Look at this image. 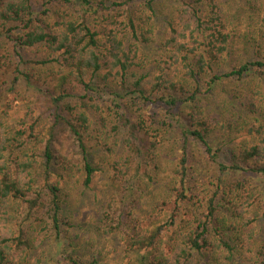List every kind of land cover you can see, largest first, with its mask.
Wrapping results in <instances>:
<instances>
[{
  "label": "trees",
  "instance_id": "trees-1",
  "mask_svg": "<svg viewBox=\"0 0 264 264\" xmlns=\"http://www.w3.org/2000/svg\"><path fill=\"white\" fill-rule=\"evenodd\" d=\"M155 1L0 0V101L4 94L23 84L38 89L49 112L48 119L26 116L15 126L5 124L9 104L0 106V264H5L13 252L24 254L16 264H28L30 239L42 233L38 227L43 232L48 229L54 242L64 237L67 222L63 212L68 198L65 183L74 171L63 165L64 159L57 158L53 149L59 131L72 137L78 148L83 170L79 181L84 189L97 173L109 176L114 205H103L100 223L108 233L117 231L118 225L123 227L127 264H169L158 254L157 246L163 229L176 223L184 204L197 198L190 176L194 149L220 173L230 174L232 180L226 192L220 193L218 185L211 196L204 197L200 208L203 212L183 234V246L173 263L194 260L197 264H227L217 258L222 252H233L230 236L222 226L219 202L226 200L229 207L236 204L237 209L243 206L245 194H251L250 206H255L257 196L246 190L249 176L264 179V135L254 145L215 148L207 137L210 130L206 118L201 117L203 105L199 103L205 92L223 79L240 81L253 70L264 73V58L232 62L215 0H205L209 6L207 18L200 14L203 0H179L177 23L175 15L163 18L169 29L166 44L171 45L168 51L172 53L168 72L160 68L159 74L150 79L148 75L137 76L133 70L144 37L143 26H153L152 19L160 11ZM39 47L48 51L47 58L29 55ZM178 62L180 67L171 69ZM49 64L58 66L51 76L55 84L35 85L34 68ZM105 99L119 109L114 131L120 127L125 130L123 158H91L88 129L95 118L91 113ZM183 108L189 110L188 116L181 111ZM168 127L180 134L178 186L172 201L161 203L166 220L151 222L148 234L136 235L135 223L127 211L139 181L151 179V164L147 162L162 139L160 134ZM12 203L15 208H11ZM9 209L16 212L14 222ZM42 236L39 245L44 242ZM261 249L259 264H264V246ZM59 258L62 264H85L72 252L62 251ZM41 263L37 258L32 264Z\"/></svg>",
  "mask_w": 264,
  "mask_h": 264
},
{
  "label": "rangeland",
  "instance_id": "rangeland-1",
  "mask_svg": "<svg viewBox=\"0 0 264 264\" xmlns=\"http://www.w3.org/2000/svg\"><path fill=\"white\" fill-rule=\"evenodd\" d=\"M155 3L160 10L156 9L158 19L156 17L152 19L153 26H143V39L139 33L140 53L139 56L138 53L136 54L137 65L133 70L137 76L148 75L149 79L159 74L160 68L168 72V58L172 53L168 51L171 45L166 44L169 29L163 18L175 15L177 23L178 13L181 11L179 0H156ZM215 3L222 19L221 30L223 29L227 34V43L232 50L229 57L231 61L238 62L240 59L252 57L264 58V0H215ZM200 7L202 8L200 14L203 18H207L209 6L206 5L205 0ZM72 12L78 14L77 11L72 10ZM190 26L191 28L194 26L193 21L190 22ZM148 27L151 30H147ZM132 38L131 42L134 43L135 40ZM147 38L149 39L144 40ZM126 44L130 42L127 41ZM47 53L44 47L29 51L30 56L42 58H47ZM179 67V62L171 65V69ZM57 70L58 66L55 64H49L41 69L34 68L36 80L34 84L53 86L55 81L51 76ZM0 102V106L9 104L5 124L16 126L21 118L31 115L41 116L43 120L48 119L49 116L47 103L34 87L19 84L15 91L4 94ZM120 102L123 105L125 100ZM199 104L203 105L201 117L206 118L210 130L207 137L215 148L228 150L233 146L239 148L244 145H254L264 135V73L253 70L240 81L223 79L209 92H205ZM118 110L114 104L105 99L96 111H92L91 114L95 118L88 129L90 136L88 144L93 148L91 158L107 156L116 159L125 156L123 145L125 130L120 127L117 132L114 131V126L118 124ZM181 111L188 116L187 108ZM150 112L147 109L146 113ZM162 133L160 134L162 139H159L157 148L152 150L147 162L148 165L151 164L149 169L151 179L144 178L139 181L140 184L127 211L129 218L135 223L136 235L148 234L152 230L151 222L163 223L166 220L167 214L161 203L172 201L175 188L178 186L176 164L179 158L180 134L173 127H168ZM54 137L53 149L57 158H63L64 160H61L63 165L74 171V173L70 171L71 176L65 183L68 198L63 214L68 224L66 223L64 227L63 239L58 242L53 241L48 229L43 232V228L41 227L40 230L38 227V231L42 233L30 239L28 264H32L37 258L41 259V264H62L59 262V253L62 251L76 254L85 264H127L129 258L124 254L125 234L124 230H121L123 227L118 225L117 231L108 233L105 231L108 229L100 223L103 205L104 207L106 204L114 205L115 196L110 188L109 176L105 172L97 173L91 185L84 189L79 181L83 173L79 163L81 156L74 139L62 131L56 133ZM204 158L198 149H194L190 176L194 185L193 192L197 198L194 197L192 202L184 204L178 221L173 225H167L162 231L157 252L166 263H174L178 250L183 246V234L193 226L195 217L203 212L200 208L204 203V197L211 196L218 185L220 193L226 192L227 185L232 180L230 174L220 173ZM248 180L250 186L246 191L257 196L255 206H250L251 194H245L243 206L237 209H235L236 204L233 208L229 207L226 200L219 202L220 218L224 223L222 226L230 236L229 242L233 246V252L228 254L218 251L217 253L221 254L217 258L227 264H259V253L264 246V179L249 176ZM11 208H15L14 203ZM8 215L14 222L16 212L9 209ZM43 217L48 224L47 214L44 213ZM42 234L45 235V239L43 244L39 245ZM13 253L5 264H16L18 258L24 255L23 252ZM186 264L197 263L193 260Z\"/></svg>",
  "mask_w": 264,
  "mask_h": 264
}]
</instances>
